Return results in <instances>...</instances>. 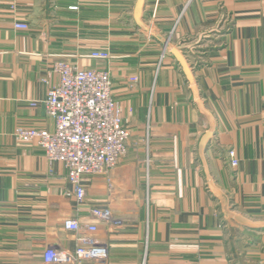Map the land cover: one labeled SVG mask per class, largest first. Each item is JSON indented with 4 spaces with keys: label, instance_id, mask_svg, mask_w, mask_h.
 <instances>
[{
    "label": "crops",
    "instance_id": "crops-1",
    "mask_svg": "<svg viewBox=\"0 0 264 264\" xmlns=\"http://www.w3.org/2000/svg\"><path fill=\"white\" fill-rule=\"evenodd\" d=\"M96 49L130 138L79 203L64 165L14 133L54 130L52 62L97 66ZM104 206L122 228L94 218ZM79 236L108 244L106 264H264V0H0V264H46Z\"/></svg>",
    "mask_w": 264,
    "mask_h": 264
},
{
    "label": "built area",
    "instance_id": "built-area-1",
    "mask_svg": "<svg viewBox=\"0 0 264 264\" xmlns=\"http://www.w3.org/2000/svg\"><path fill=\"white\" fill-rule=\"evenodd\" d=\"M15 27L27 30L29 24L16 22ZM88 57L96 60L98 65L81 67L66 58H59L49 68L44 79L48 86L44 105L47 115L54 120V130L18 126L14 133L18 141L42 147L50 162L64 165L74 187L73 195L79 203L87 196L84 176L105 174L116 167L128 152L130 138V129L124 124L121 107L112 94L111 72L105 67L113 54L108 49H96ZM52 75L57 77L53 83L50 82ZM128 81L135 83L138 77L132 76ZM229 156L231 164L236 166L239 160L235 151H230ZM91 212L111 231L124 226L123 219L110 207H94ZM64 227L75 232L98 229L96 223L83 225L77 219L66 220ZM108 249L106 242L79 236L74 251L52 246L43 256L46 264H106Z\"/></svg>",
    "mask_w": 264,
    "mask_h": 264
},
{
    "label": "water",
    "instance_id": "water-1",
    "mask_svg": "<svg viewBox=\"0 0 264 264\" xmlns=\"http://www.w3.org/2000/svg\"><path fill=\"white\" fill-rule=\"evenodd\" d=\"M179 58H180V57H179ZM180 60H181L182 62H184L183 58H180Z\"/></svg>",
    "mask_w": 264,
    "mask_h": 264
}]
</instances>
